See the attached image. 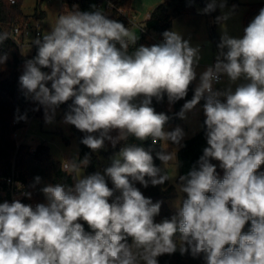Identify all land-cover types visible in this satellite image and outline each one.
<instances>
[{"label":"clouds","instance_id":"clouds-1","mask_svg":"<svg viewBox=\"0 0 264 264\" xmlns=\"http://www.w3.org/2000/svg\"><path fill=\"white\" fill-rule=\"evenodd\" d=\"M216 7L217 0H208L202 11ZM162 35L160 44L135 47L137 34L102 9L70 10L31 41L37 54L26 60L19 83L43 106L46 123L71 101L64 123L85 133L81 143L97 152L129 137L182 147L183 129L167 131L170 117L152 101L166 95L175 104L198 79L176 113L186 119L204 101L207 147L197 166L177 180L154 164L151 149L126 144L103 174L84 175L90 157L77 156L66 166L78 174L71 186L47 184L45 201L35 206L0 203V264H159V256L177 251L202 256L205 264H264V8L242 36L223 32L215 63L199 74V46L177 31ZM9 38L0 33V44ZM6 60L0 56V64ZM222 78L229 86L217 89ZM156 158L167 166L176 154L162 149ZM167 181H176L182 196L175 213L156 222L161 202L145 197L136 182L147 188ZM40 182L36 176L33 187Z\"/></svg>","mask_w":264,"mask_h":264},{"label":"trees","instance_id":"trees-1","mask_svg":"<svg viewBox=\"0 0 264 264\" xmlns=\"http://www.w3.org/2000/svg\"><path fill=\"white\" fill-rule=\"evenodd\" d=\"M22 1L15 0L12 4L8 0H0V33L11 32L15 28L23 29L26 24L42 20L45 18V13L39 10L42 0L38 3L33 15L26 16L22 12ZM115 9L104 11V13L110 18L121 22L127 27L128 22L126 16H130L133 13L132 0H114ZM200 0H166L159 3L150 12L147 20L143 23L147 32H153L156 37H163L165 31H169L172 23L183 15H193L194 5ZM68 11L79 9L80 11H94L96 10V0H63ZM205 7L207 2H201ZM261 8H264V4H255L250 7L247 15H251L259 12ZM125 11L126 16H123L118 10ZM219 44V42H217ZM140 45L152 46L154 43L150 42L145 34H140L135 47ZM134 49L130 48V51ZM6 54L7 60L0 64V203L9 201L11 197L10 190L6 185V179H14L20 182L23 187V192L31 193V199L27 196H23L22 203L31 204L35 206L37 203L45 201V197L41 192V189L47 184H65L71 186L74 182L75 173H69L62 169V163L55 160L49 152L48 147L41 143L35 146L34 152H31V148L27 145H18L14 139V134L21 130L27 121L31 118H39L42 114L43 106L40 105V110L35 112V105L31 104L25 95L24 90L19 83V77L21 74L17 72V67L21 63V56L16 44L11 37L0 44V56ZM43 71H49V69H42ZM50 86V83H49ZM21 89V91H20ZM194 94L193 84L190 86L188 95L185 99L177 101L175 104L169 105L167 96L160 102H157L155 98L152 101V107L156 112H163L167 114L170 119L166 124L165 129L170 127L169 131L174 130L177 126L181 125L182 119L176 116L182 105L186 100H190ZM71 101L60 105L59 109L63 115L68 111V105ZM202 100L200 104L203 105ZM27 116L26 120H17L19 116ZM201 122V129L194 136L182 141L183 146L179 147L177 151V168L178 176L187 174L194 166H197V161L203 154V149L207 147L205 137V125L204 120ZM14 120L17 123L13 124ZM69 131L71 137L76 140L77 143V156L83 159L85 155L90 157V164L84 169L87 175L97 172V169L101 166L102 171L109 167L111 163L106 165H100V157L107 159L113 155H116L119 150L126 146V144H136L142 146L146 150L151 149L154 158V164L161 168V161L156 158V153L162 150V141L153 145L151 139L146 141L136 140L134 137H129L125 142L122 141L116 145L115 148L110 143L106 142L105 147L99 150L98 154H95L87 146L81 143V140L85 133L80 132L74 126L69 125ZM115 135V133H113ZM65 142H67L64 139ZM172 147H177L172 145ZM211 163L216 165L217 175L219 178L223 177V169L219 167V162L212 160ZM259 171H264V165L261 166ZM41 177V182L35 184V177ZM109 187H112L110 178H107ZM138 187L145 197L150 198L154 203L161 202L160 214L155 218L156 222H160L165 218H170L175 210L169 207V202L176 198L177 191L175 186L171 185L168 181L163 185L152 186L149 184L147 188L136 182ZM81 223H84L81 221ZM249 225H246L244 231L248 230ZM85 231H91L88 225L84 223ZM131 240L129 239V243ZM177 242L178 237H177ZM159 264H205L203 257L193 258L190 254L181 255L179 251L174 254H164L158 257Z\"/></svg>","mask_w":264,"mask_h":264},{"label":"rangeland","instance_id":"rangeland-1","mask_svg":"<svg viewBox=\"0 0 264 264\" xmlns=\"http://www.w3.org/2000/svg\"><path fill=\"white\" fill-rule=\"evenodd\" d=\"M201 1L204 3L208 2V0ZM201 1L194 5L195 14L179 17L172 23L169 30L179 32L183 39L190 42L191 46H199L201 60L197 68L198 74L203 72L208 66L212 65L214 60H216V56L219 51L217 42H220V37L223 32L227 31L228 34L233 37L242 36L244 28L247 27L250 21L258 14L247 15L250 7L255 4H264V0H224L225 6L221 8L219 7L220 0H217L216 10L205 14L202 11L205 6L201 3ZM39 2L40 0H23V14L26 16L33 15ZM63 5L61 9L59 8L60 6L57 0H53L51 4H46L45 0H42L41 6L39 7V10L45 13V18L39 21L43 30L42 35L51 30V27L55 25L57 17L60 14L68 11L65 4ZM224 15H227L229 18L224 21L217 20V17H222ZM129 30L137 34L139 37L140 31L138 26L130 27ZM197 83L198 79L193 82L194 89ZM227 86H229L227 78H222V83L215 85L217 89H223ZM232 87H235V85H232ZM30 103L35 105V112L40 110L38 102ZM203 118H206L204 112L202 114L197 111H192V114H187L186 119H182L179 127H181L185 133L184 140L194 136L200 131ZM169 129L170 127L166 128L167 131H169ZM15 134L16 137H14V139L18 145L23 144L29 146L31 149H35L37 144H45L52 157L62 164L66 163L68 165L70 160L77 158L78 151L76 140L71 137L69 124L64 123V115L59 109H56L52 122L46 123L43 108L42 114L39 118L29 119L25 126ZM64 139L67 142H65ZM162 149L171 152L174 155L176 154V160L173 159L167 166H164L161 162V169L163 170L164 167H166L168 174L173 177L176 176L178 180L177 151L179 148L170 146L168 141H162ZM98 152L99 151L94 153L98 154ZM114 156L115 155L107 159L100 157V165L111 163ZM82 171L84 175H87L84 170ZM97 172L103 174L101 166L97 169ZM75 175L78 178V174L75 173ZM168 182L175 186L176 181ZM176 191V198L169 202V207L172 210H175V206H178L179 200L182 196L177 189Z\"/></svg>","mask_w":264,"mask_h":264},{"label":"built area","instance_id":"built-area-1","mask_svg":"<svg viewBox=\"0 0 264 264\" xmlns=\"http://www.w3.org/2000/svg\"><path fill=\"white\" fill-rule=\"evenodd\" d=\"M10 3H14L13 0H8ZM59 4V8L62 9L64 6L63 0H57ZM53 0H45L46 4H51ZM63 5V6H62ZM96 8L97 9H102L103 11H108L115 9V1L114 0H96ZM66 10V9H65ZM123 16H126L125 11L119 9L118 10ZM68 12V11H67ZM59 15V14H58ZM57 15V16H58ZM58 18V17H57ZM127 18V28L130 27H136L138 26L140 34H145L147 39L154 43V44H160L163 42V37L158 38L153 32H147L145 30L144 24H139L137 23L136 17L134 14L130 16H126ZM42 27L39 22V20L28 23L25 25L23 29L15 28L11 34L10 37L13 40V42L16 44L20 56H21V63L17 67V72L22 75L23 70H24V64L26 60L32 59L33 57L36 56L37 54V47L31 43L32 40L37 38L38 36H42ZM24 54V55H23ZM215 63V60L213 61L212 65ZM21 91V89H20ZM29 102L35 103L34 100L30 96L27 97ZM17 123V120H14L13 124ZM14 137H16V134H14ZM31 152H34V148L30 150ZM67 164L63 163L62 164V169L67 171L66 168ZM6 185L8 186L11 197L8 202H12L14 199H19L21 201L22 197L24 196L23 192V187L20 184V182L15 181L14 179H6L5 180Z\"/></svg>","mask_w":264,"mask_h":264},{"label":"crops","instance_id":"crops-1","mask_svg":"<svg viewBox=\"0 0 264 264\" xmlns=\"http://www.w3.org/2000/svg\"><path fill=\"white\" fill-rule=\"evenodd\" d=\"M164 1L166 0H132V9L134 16L136 17L137 23L143 24L147 20L153 8H155L159 3ZM193 90H194V84H193ZM192 111H197L203 114V105H197V107ZM192 111L187 114H192Z\"/></svg>","mask_w":264,"mask_h":264},{"label":"water","instance_id":"water-1","mask_svg":"<svg viewBox=\"0 0 264 264\" xmlns=\"http://www.w3.org/2000/svg\"><path fill=\"white\" fill-rule=\"evenodd\" d=\"M201 1V0H200ZM201 2H203V1H201Z\"/></svg>","mask_w":264,"mask_h":264}]
</instances>
